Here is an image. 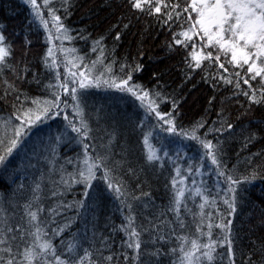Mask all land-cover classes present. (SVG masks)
I'll return each instance as SVG.
<instances>
[{
	"label": "snow or ice",
	"instance_id": "1",
	"mask_svg": "<svg viewBox=\"0 0 264 264\" xmlns=\"http://www.w3.org/2000/svg\"><path fill=\"white\" fill-rule=\"evenodd\" d=\"M23 2L31 12L30 28L42 27L45 42L50 45L42 58L50 75L44 85L48 96L29 101L17 87V82L30 72L25 62L27 52L22 48L17 59L14 37L18 34L9 32L8 25L0 20V76L11 73L14 77L12 81L3 80L4 93L0 96L5 101L10 99L12 107V113L0 125V170L9 174L10 158L26 150L37 125L59 119L62 130L50 148L52 169H56L61 141L78 145L82 151L75 161L67 160L68 164H76L72 172L60 166L59 181L51 180L52 195L63 197L73 184H78L83 186L84 199L72 204L61 201L56 207L46 208L43 173L31 185L21 181L10 191L0 192V264H264V235L250 239L245 250L237 246L240 232L236 224L249 206V187L257 181L264 183V150L253 153L260 162L248 159L243 171L235 164L229 165L225 142L220 137L225 131L231 135L235 125L225 119L223 109L217 112L216 121L201 118L185 127L174 96L170 97L159 84L147 87L137 81L141 64L125 58L118 75L112 71L116 60L103 65L107 59L106 37L100 36L92 43L95 60L65 46V41L75 39L64 22L72 6L70 0H59V6L57 0ZM122 7L130 14L129 23L131 18H145L166 32L164 47L169 53L181 55L187 79L198 71L214 92H230L241 110L238 121L259 110L258 121L245 130V147L258 137L264 138V0H123ZM125 18L128 17L121 15V20ZM128 27L124 24L125 29ZM80 38L87 39L83 35ZM114 39L120 40L119 32ZM31 43L25 35L24 47ZM98 63L106 73L98 72ZM33 80L41 82L36 76ZM101 86L115 89L136 103L134 127L141 132L145 166L154 168L159 164L163 168L165 157L173 164L168 203L154 211L151 218L138 211L148 208L151 193L143 190L138 170L127 159V150H114L115 129L94 127L87 112L86 90ZM215 100L213 95L208 102ZM159 133L166 136L161 138ZM169 137L176 138L169 140V145L176 140L192 142L200 152L198 160L182 167L181 151L172 157L165 150L164 140ZM206 162L212 166L209 175L217 177L215 192L205 180L196 179L203 177ZM129 176L136 181L135 187L126 179ZM99 184L103 185L99 197L108 194L118 202L122 220L111 227L112 233L123 234L119 248L114 247L115 236L100 232L95 223L91 236L73 234L71 239L56 243L71 224L69 220L61 224L55 219L59 209L74 207L78 215L81 209L93 210L89 201L95 202L93 192ZM258 211V217L249 211L241 220V227L248 224L249 234L256 229L264 232V200Z\"/></svg>",
	"mask_w": 264,
	"mask_h": 264
},
{
	"label": "trees",
	"instance_id": "2",
	"mask_svg": "<svg viewBox=\"0 0 264 264\" xmlns=\"http://www.w3.org/2000/svg\"><path fill=\"white\" fill-rule=\"evenodd\" d=\"M70 3L72 6L64 22L71 29L70 34L75 39L71 42L65 41L66 47L77 49L79 55L87 53L90 60H95L96 54L91 51L92 43L100 36L106 37L104 44L107 59L103 61V65H107L113 59L116 60L118 63L113 66L112 71L118 75L120 63L125 58H128L130 62L141 64L142 71L136 74L137 81L147 87H155L159 84L170 97L174 96L180 106L181 123L185 127L201 118H205L210 122L216 121L218 119L217 112L223 109L225 119H230L235 125L231 135L225 131L220 137L225 142L229 165L235 164L243 171L248 159H251L254 163L260 162L259 158L254 157L252 154L264 150V138L258 137L247 147H245L244 139L247 135L245 130L258 121L259 110L253 111L248 116H241L238 121L237 116H240L241 110L236 101L232 99L230 92L223 90L214 92L209 84L201 80L198 71L192 74V79H187L185 76L187 70L181 62V55L169 53L164 47L167 39L164 30L145 18H141L139 21L131 18L129 23L130 14H127L126 9L122 7L123 0H70ZM57 6H59V0H57ZM62 12L63 10H61V14ZM121 15H126L128 18L121 20ZM31 19L30 9L24 4L23 0H0V20L8 25L9 32L15 31L18 34L14 37L17 59L19 60L22 54V48L27 52L25 62L28 64L30 72L25 79L17 82V87L21 92L27 94L29 101L33 98L44 99L48 96L44 85L50 79V75L42 62L47 47L50 45L45 42V33L42 27L37 30V26L32 25L30 28L28 22ZM150 23L151 27H149ZM124 24H129V27L125 29ZM116 32L120 33L119 41L114 39ZM25 35L32 41L31 45L26 47H24ZM81 35L87 37V39H81ZM58 55L62 58V54ZM103 65L97 64L98 72L106 73V68ZM20 66L23 67V65ZM60 70L61 72L64 71L63 66ZM33 76L38 77L41 82L36 83ZM4 79L12 81L14 77L11 73H8L7 76H0V96H3L4 93ZM86 91L88 93L87 112L91 116L93 126L101 129L107 128L109 131L115 129L117 141L114 150L117 153L121 151V148L127 150V159L138 170L139 181L143 190L151 193V203L148 208H138V211H142L145 216L151 218L154 211L163 208L168 203L170 175H174L172 162L165 157L163 168L159 164L154 168L145 166L141 132L138 127H134L138 109L132 98L105 86L91 87ZM213 95H216V100L209 104L208 101ZM11 113V100L0 99V125ZM140 115L142 116V112ZM97 116L99 117L98 124ZM60 124L61 121L58 119L54 122L48 121L39 124L33 129L26 150H22L10 158L12 163L9 174H5L3 170H0V192L10 191L21 181L26 185H31L34 180H39L43 173L46 177L44 182V194L47 197L44 201L46 208L56 207L61 201L65 204H72L75 200L84 199L82 195L83 186L78 184H73L71 190L65 192L63 197L52 195L53 184L51 180L59 181L60 166H63L66 172H72L76 164L75 162L68 164L67 160L73 158L75 161L77 153L82 151L78 145L65 144L61 141L57 147V156L55 157L56 169H52V165L49 163V160L52 159L50 148L55 143V137L62 130ZM159 135L161 138L166 136L164 133H159ZM173 139L176 138L169 137L164 140L165 150L169 151L172 157H175V152L180 150L181 159L179 163L182 167H187L188 161L196 162L198 160L200 152L197 150V146L192 142L183 141L181 143L179 140L169 145L168 141ZM153 143L160 147L157 140H153ZM141 168H143L142 171H140ZM202 171H204V175L203 177H196L197 181L202 178L215 192L217 177L214 173L209 175L212 172V166L209 162H206L205 169ZM126 179L131 182L132 187H135V180H132L130 176ZM166 185L168 186L166 187ZM102 187L103 185L99 184L96 191L93 192L95 202L89 201L90 204H93V210L84 212L81 209L78 215L77 209L74 207H61L59 209V214L56 215L55 219L61 224L65 220H69L71 224L65 233L57 238L56 243H59L60 239H71L73 234L83 236L87 233L91 236L93 223H95L100 232L111 233L115 236L114 247L119 248L123 234L112 233L111 225L113 223L119 225L122 215L118 210V202L114 198L108 194L99 197L98 194ZM61 190L63 189L61 188ZM247 196L249 206L241 213L240 220L236 221L240 232L237 246L245 250L248 249L250 239L257 240L264 235V232L260 229H256L249 234L247 223L243 227L240 226L245 213L253 211L258 217L259 205L264 200V183L257 181L255 186L249 187ZM197 202H199V199ZM153 205H155V208ZM189 206L192 207L191 203ZM45 215H47V212ZM168 216L171 218L170 213ZM106 224L109 227L105 228Z\"/></svg>",
	"mask_w": 264,
	"mask_h": 264
}]
</instances>
